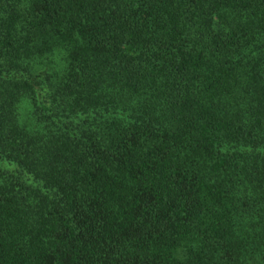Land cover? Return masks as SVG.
<instances>
[{"label": "trees", "instance_id": "16d2710c", "mask_svg": "<svg viewBox=\"0 0 264 264\" xmlns=\"http://www.w3.org/2000/svg\"><path fill=\"white\" fill-rule=\"evenodd\" d=\"M0 264H264V0H0Z\"/></svg>", "mask_w": 264, "mask_h": 264}]
</instances>
